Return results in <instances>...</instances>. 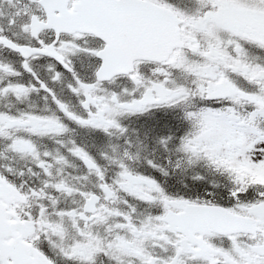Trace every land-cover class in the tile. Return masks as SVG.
Masks as SVG:
<instances>
[{
    "label": "snow or ice",
    "instance_id": "1",
    "mask_svg": "<svg viewBox=\"0 0 264 264\" xmlns=\"http://www.w3.org/2000/svg\"><path fill=\"white\" fill-rule=\"evenodd\" d=\"M0 264H264V0H0Z\"/></svg>",
    "mask_w": 264,
    "mask_h": 264
}]
</instances>
